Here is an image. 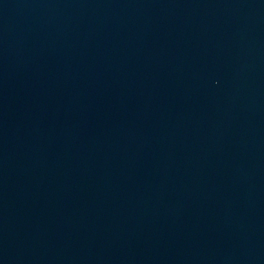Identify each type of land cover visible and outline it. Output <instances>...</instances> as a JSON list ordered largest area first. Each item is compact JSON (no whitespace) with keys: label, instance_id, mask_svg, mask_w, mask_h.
<instances>
[{"label":"water","instance_id":"1","mask_svg":"<svg viewBox=\"0 0 264 264\" xmlns=\"http://www.w3.org/2000/svg\"><path fill=\"white\" fill-rule=\"evenodd\" d=\"M0 264H264V0H0Z\"/></svg>","mask_w":264,"mask_h":264}]
</instances>
